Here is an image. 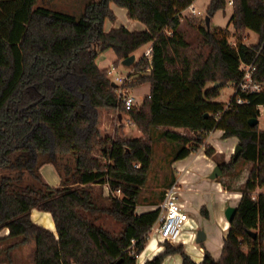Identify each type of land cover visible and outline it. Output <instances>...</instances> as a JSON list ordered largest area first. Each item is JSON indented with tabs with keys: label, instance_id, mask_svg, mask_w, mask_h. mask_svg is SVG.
Returning <instances> with one entry per match:
<instances>
[{
	"label": "trees",
	"instance_id": "16d2710c",
	"mask_svg": "<svg viewBox=\"0 0 264 264\" xmlns=\"http://www.w3.org/2000/svg\"><path fill=\"white\" fill-rule=\"evenodd\" d=\"M193 1L97 0L77 17L35 7L38 0H0V230L8 229L0 237V264H14V251L31 242L33 264H138L158 215L154 208L136 212L155 129L160 140L174 144L172 161L197 152L210 132L221 130L242 149L236 160L218 164L222 173L240 161L251 168L218 259L204 249L196 263L182 245L165 243L143 264H163L172 254L181 256V264H264V191L256 192L264 188V129L248 123L258 120L264 91L233 94L229 108L214 101L220 87L241 79L240 62H251L258 51L255 78L264 83V0H232L235 46L226 33L193 21L188 25L195 35L184 37L181 14ZM226 2L210 0L206 16ZM110 4L145 28L106 31L105 20L116 19ZM246 30L258 35L257 44L242 42ZM146 45L150 56L131 64L124 86L148 84L149 93L140 107L126 110L109 68H100L96 58L112 50L116 67ZM236 96L245 102L235 104ZM99 109L125 113L141 136H110ZM44 164L57 171L58 186L42 180ZM33 209L51 215L56 235L31 220ZM106 217L121 229L101 225Z\"/></svg>",
	"mask_w": 264,
	"mask_h": 264
},
{
	"label": "rangeland",
	"instance_id": "374dc122",
	"mask_svg": "<svg viewBox=\"0 0 264 264\" xmlns=\"http://www.w3.org/2000/svg\"><path fill=\"white\" fill-rule=\"evenodd\" d=\"M92 1H97V0H45V3H43L42 0H38L35 7L44 5L53 10L72 14L78 17L80 14L83 13L84 7L89 2ZM209 2L210 0H194L190 8H194L196 15L190 14L189 9L184 10L182 12L181 30L184 34V37L191 39L195 35V30L188 25V22L193 21L196 25L205 26L204 23V18L206 16L205 11ZM231 14H232V6L226 4L223 10L217 11L210 19L209 29L218 30L219 34L226 33L229 42L236 43V37L233 35L234 29L230 24ZM258 41L259 38L256 33L250 30H246L242 33V42H244V44L253 45V44H257ZM195 44L196 42H194V46ZM144 50L145 47H141L134 53L136 61L143 56ZM202 52L205 55L207 49L203 48ZM115 59L116 56L112 50H107L105 52L99 53L96 58V64L100 68H107V67L109 68L108 76L112 82H114L115 77L123 78L128 76V74L132 70L130 67L131 65L127 67L122 65L121 63L116 67H114L113 62L115 61ZM141 74H146V73L143 72ZM138 75L139 74L137 73L134 74L133 78L137 77ZM129 90H130V94L134 98L135 107L136 108L140 107L143 98L148 93V84L135 86L129 88ZM233 93L234 90L232 83H226L224 87H220L219 95L214 99V101L221 104H226L230 100ZM258 110L260 114L258 118V127L260 129H264V105L259 106ZM99 111L103 112L104 114V123H103L104 128L105 131L110 136H117L121 139L136 138L141 136V132L131 121L128 120V117L125 113L118 111H104L102 109H99ZM160 132L161 131L157 129L152 131L153 142H152L151 164L147 174L146 182L142 187L136 202V212H140L142 210H146L158 206L162 201L164 189L173 182H176V180L178 179L180 180L179 178L180 172L175 167H173L175 161L171 160L173 155L174 144L171 142L160 140L159 139ZM180 132H182V130H180ZM217 133L218 132L216 130V132L210 136V139L213 141V143H216L215 145H219L218 143H221L222 141L220 138H217L216 135ZM207 138L204 141L202 147L197 152H194V154L197 155L198 153H202V152L205 154L206 150L211 151L212 152L211 156H207L206 154L205 156L207 158H211L214 162V165L217 166L219 163L229 162L233 157L235 146L239 145L237 139L235 146L231 145L225 149H222L220 154L213 156L216 152V149L211 145V143H208ZM250 168H251L250 163L245 161H240L232 172L223 174L220 169L221 175L218 176L216 179L211 180V182H213L214 183L213 186L214 187L217 186L220 189V191H222V193L225 192L240 193V187L246 181ZM206 174L207 173H205L203 177L201 175L198 176L197 180L200 181V184L205 185V182L208 183L210 181L207 178ZM188 176L185 177L184 178L185 180L183 181H179V180L177 181L179 182L181 192L184 188H190L191 185L193 184L192 181L188 180ZM103 189H104V193H107L106 191L107 188L105 186ZM258 191H264V188L257 189L256 192ZM207 200L209 202L210 208L212 209V213L208 224L209 226L205 227V229L208 231L206 241L198 244L195 241L189 239L188 234L191 230L189 225L184 227L183 230V236L181 238L182 240H184V243L182 245L183 251L191 259H193V257L198 256L200 254L199 247H202L207 251L210 250L215 254H218L219 251H221L220 249L221 247L219 244L220 242H222V238L225 235L226 231L224 232L221 223H219L217 219V214L221 209V207L219 206L220 204L216 203L218 202V194L217 193L210 194ZM192 206L194 208H198L201 206L199 208V212L201 213V215L206 217L203 211H201L202 209L206 210V214L208 215L206 206L199 205L197 200L192 201ZM99 223L111 231H119L121 229V225L119 223H116L114 220L108 217L102 219ZM197 229H200V226H197ZM156 244L162 248V251L164 250L165 243H161L158 241ZM154 245H155L154 236L150 235L141 256L138 257V261L145 256L156 253L154 251ZM172 246H176V245H172ZM33 252H34V244L27 246L25 245V247L21 246L19 249H16V252L13 253V258L15 262L14 264H21V263L30 264L32 262ZM180 259L181 256L179 254H172L164 258L163 264H175V262H177Z\"/></svg>",
	"mask_w": 264,
	"mask_h": 264
},
{
	"label": "crops",
	"instance_id": "0c3cea01",
	"mask_svg": "<svg viewBox=\"0 0 264 264\" xmlns=\"http://www.w3.org/2000/svg\"><path fill=\"white\" fill-rule=\"evenodd\" d=\"M110 8L114 12L116 19L113 22H111L109 20H105L104 29L106 31L109 30L111 27H119V26H124L129 31L143 30L145 28L144 25L139 23L138 21L129 20L127 17V11L124 8L117 7L114 4H110ZM185 10H188V8ZM144 47H145V50H144L143 55H145L146 51L148 49H150V45H146ZM135 61H136V58H135ZM148 93H149V85H148ZM148 93H147V95H148ZM215 132H216V130L210 132L208 135V138H207L208 143H211V145L216 149V152L213 156L220 154L222 149H225L231 145L235 146L237 139L235 137L223 139L222 138L223 132L221 130H217L218 133L216 135H217V138H220L222 141H221V143H218L219 145H215L216 143H213V141L210 139V136ZM215 166L216 165H214L213 160L211 158H207L203 152L198 153L197 155L194 153H191L186 158L181 159V160H177L173 164V167H175L180 172L179 173L180 180L178 179L179 181L185 180L184 178L189 175L188 180L192 181V183H193L190 188H184L182 190L180 200L183 203L187 212L189 213V216H192L193 218L192 217L191 218L194 220V222L197 224V226H200V228L204 231V233H205V240L204 241H206V239H207V232H208L205 229V227L209 226L208 224H209L211 213H212V209L210 208L209 202L207 200L209 195L214 194V193L218 194V202H216V203L220 204L219 206L221 207V209L217 214V219H218L219 223H221V226H222V229L224 230V232L226 231L225 235H226L228 227H229V223L227 222L225 215H224L225 209L228 206H233V205H234L233 207H236L238 205V202H239V199L241 196V194L238 192L237 193H231V192L230 193H228V192L222 193V191H220V189L217 186H215L216 188L213 186L214 183L211 182V179H209L208 176L212 172V170ZM190 171H191V173H190ZM205 173H207L206 176L210 181L208 183L205 182V185H203V184H200V181L197 180V178L199 175H201L203 177L205 175ZM40 174H41L42 180L44 182H46L48 185L55 187V186H58L60 184L61 180L59 178L57 171L53 167V165L44 164L40 168ZM178 180H176V181H178ZM106 191H107V189H106ZM196 200L198 201L199 205H205L206 206L207 211H208V217L201 215V213L199 212V208L201 206L198 208H194L192 206V201H196ZM229 204H231V205H229ZM152 208H149V209H152ZM149 209H146V210H149ZM146 210H142L140 212H144ZM191 213L192 214L194 213L195 216H194V214L192 215ZM30 217H31V220L35 224L40 225V226L50 230L51 232H53L56 235V230H55V225H54L53 219L48 212L33 209L31 211ZM197 230L198 229L195 230V233L197 232ZM7 234H8L7 228L0 230V237H4ZM225 235L223 236V238L225 237ZM223 238H222V240H223ZM32 244H33V242L29 243L28 245H32ZM219 245L221 247L220 249H222V242H220ZM24 247H25V245H24ZM19 248H17V249H19ZM154 251L156 253L145 256L141 260L138 261V257L141 256V254L143 252L142 251L136 257L137 263L143 264L146 260L151 259L153 256H155L156 254H158L162 251V248L160 246H158L156 244V242L154 245ZM15 252H16V250L14 251V253ZM209 252L211 253V255L215 259H218L220 254H221V251H219L218 254H215L214 252H212L210 250H209ZM199 253L200 254L198 256H195L192 259L196 263H200L203 260L204 248L199 247ZM181 262H182V260L180 259L177 262H175V264H181ZM30 264H32V262Z\"/></svg>",
	"mask_w": 264,
	"mask_h": 264
},
{
	"label": "built area",
	"instance_id": "2783aa9c",
	"mask_svg": "<svg viewBox=\"0 0 264 264\" xmlns=\"http://www.w3.org/2000/svg\"><path fill=\"white\" fill-rule=\"evenodd\" d=\"M227 5L232 6V0H227ZM189 13L192 15H196L194 8H190ZM244 43V42H243ZM232 46H235L236 43H230ZM264 45V41L261 47ZM259 51L251 62H240L239 70L241 72V79L233 83V94L240 93H260L264 91V83L256 80V59L258 57ZM146 56H150V49H148L145 53ZM126 81H130L128 76L120 78L115 77L114 83L118 84L117 93L120 98L121 103L124 105L126 110L135 106V101L133 96L130 94V90L128 87L124 86ZM245 101L236 96L235 104H242ZM234 103H230L228 101L225 104V108H229ZM259 107V106H258ZM119 193V191H117ZM181 189L179 186V182H173L169 186L164 189L162 201L158 206H155L154 209L158 210V215L149 229L147 233V239H149L150 235L154 236L155 242L158 241L161 243H168L170 245H179L183 244L184 240H182L184 227L189 225L191 228L188 238L192 241L196 238L195 230L197 229V224L194 220L189 216V213L185 209L183 203L181 202ZM192 222V223H190Z\"/></svg>",
	"mask_w": 264,
	"mask_h": 264
},
{
	"label": "water",
	"instance_id": "95a60500",
	"mask_svg": "<svg viewBox=\"0 0 264 264\" xmlns=\"http://www.w3.org/2000/svg\"><path fill=\"white\" fill-rule=\"evenodd\" d=\"M204 23H205L206 29L209 30V28H210V18H209V16H205ZM134 62H135V55L132 54L128 58L122 60L121 61V64L128 67V66H130ZM111 84H112L113 87H116V84L114 82H112ZM221 85H222V83H215L214 84V87H220ZM248 123H249L250 126H255V125H257L258 120L257 119H250L248 121ZM241 151H242L241 147L239 145H236L235 146V149H234V152H233L232 159L233 160H236L238 158V156L240 155ZM220 175H221L220 168H219V166L216 165L213 168L212 172L209 174L208 178L211 179V180H214V179H216ZM235 213H236V207L228 206L225 209L224 215H225V218H226V220H227L228 223H230L232 221ZM253 235L255 236V234H253ZM204 240H205V233L200 228L196 232L195 242L198 243V244H200Z\"/></svg>",
	"mask_w": 264,
	"mask_h": 264
}]
</instances>
